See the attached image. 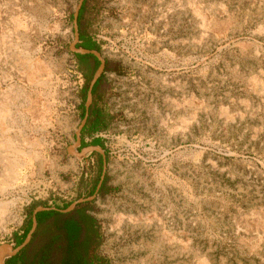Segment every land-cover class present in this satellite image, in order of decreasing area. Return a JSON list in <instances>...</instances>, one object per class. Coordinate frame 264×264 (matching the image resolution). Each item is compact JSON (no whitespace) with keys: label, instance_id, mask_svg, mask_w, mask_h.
I'll use <instances>...</instances> for the list:
<instances>
[{"label":"rangeland","instance_id":"obj_1","mask_svg":"<svg viewBox=\"0 0 264 264\" xmlns=\"http://www.w3.org/2000/svg\"><path fill=\"white\" fill-rule=\"evenodd\" d=\"M78 1L0 0L13 39L0 47V101L10 93L9 135L40 154L0 190L14 217L0 245L16 244L37 206L90 195L104 170L93 200L38 226L27 264L55 233L86 239L85 215L96 264H264V0H85L80 32L105 68L70 147L97 66L69 49ZM15 19L26 26L15 32ZM25 55L50 68L52 87L26 81ZM88 145L105 164L72 152Z\"/></svg>","mask_w":264,"mask_h":264},{"label":"bare ground","instance_id":"obj_2","mask_svg":"<svg viewBox=\"0 0 264 264\" xmlns=\"http://www.w3.org/2000/svg\"><path fill=\"white\" fill-rule=\"evenodd\" d=\"M197 8L196 12L199 15L203 25L209 26V24L213 20L207 19L206 15H202L203 11H200V9ZM26 24V21L23 23L22 20L17 19L16 21H13L12 29H14L16 32L21 27H25ZM12 41V35H10L9 32H0V47H5L6 43H12ZM21 59L24 60L27 66L22 75L26 78V81L28 83L37 85L44 84L49 88L52 87L53 84H55L53 82V74L46 64L41 63L39 60H35L30 55H25L24 57H21ZM9 94L10 93H6L5 95L2 94L4 96L3 101H0V190H5L7 187L17 184L19 180L22 179V175L18 167L20 164H25V162L23 161L24 158L40 157L39 151L36 150L35 146L32 148V151L29 148H25L26 146H28V144H31L29 141L20 139L18 137H11L9 135L12 128L10 126L12 124V104L11 100L8 97ZM72 152L76 155H79L76 150L72 149ZM30 162H32V158L28 160V163ZM10 203V201L0 198V227L2 228H5L6 221H13L14 218L10 214H6V210L8 209Z\"/></svg>","mask_w":264,"mask_h":264},{"label":"trees","instance_id":"obj_3","mask_svg":"<svg viewBox=\"0 0 264 264\" xmlns=\"http://www.w3.org/2000/svg\"><path fill=\"white\" fill-rule=\"evenodd\" d=\"M84 4H85V0L83 1L79 9L78 17H77V22H78V27H79V39L83 40L82 44L79 46L87 48V49L99 50L98 45L92 41L91 37L89 36L85 37L80 32V23H81L83 13H84ZM86 55L91 56L95 60L96 65L99 64V61L97 60L95 56H93L92 54H86ZM94 86L97 87V83ZM99 119L100 117L97 115L92 122L91 128L95 129L97 127V124L100 121ZM58 214L64 215L68 213H62L57 210H44V211L37 212L36 213V221H37L36 230L40 224H43L44 222H46L50 218L55 217V215H58ZM85 216L88 217L87 221L89 222V228L87 230L88 235L86 236V239L80 238V240L76 241V239H73L72 236L71 237L69 236L70 233L68 231H65L64 233L63 232L55 233L51 236H48L34 264H54L51 261L53 250L56 252L61 251L65 255L59 264H96L94 263L92 259L88 257L89 252L93 248V245L96 244V242H94V235L96 233V229L93 228V225H92L93 221H91L92 220L91 217L88 215H85ZM31 217L28 221V224L23 229L22 234L17 238L15 245L20 244L24 240L27 232L29 231L31 227V223H32ZM36 230L33 233L30 242L33 240L34 236L36 235ZM29 243L23 249H21L17 254L6 258L5 260L6 262H4V264H27L26 257H25V250H26V247L29 245ZM68 255H71V257L69 258Z\"/></svg>","mask_w":264,"mask_h":264},{"label":"water","instance_id":"obj_4","mask_svg":"<svg viewBox=\"0 0 264 264\" xmlns=\"http://www.w3.org/2000/svg\"><path fill=\"white\" fill-rule=\"evenodd\" d=\"M83 1L84 0H79L77 6L74 9V13H73L74 38H73L72 42L69 44V49H70V51L77 53V54H81V55L92 54L93 56H95L97 58V60L99 61V64L97 65V67H96V69H95V71H94V73H93V75L89 81L88 89L86 92L84 118L82 119L81 124L79 125V127L76 131L77 140L70 147H73L74 145L77 146L79 144V131H80L81 127L83 126V124L85 123L86 118H87L88 108H89V105L91 104V101H92V88H93V85L95 84V82L97 81V79L99 78V76L101 75V73L103 72L104 65H105V60L103 59L101 52L99 50L87 49L84 47L77 46V44L80 42L77 17H78V12H79V9H80ZM93 151H97V152L101 153L104 157L103 151L96 145H88L86 147H83L81 149V151L78 152V154L83 156L86 153L93 152ZM103 177H104V170L102 172L101 179ZM94 197H95V194L92 196H88V197H80V198L72 201L65 208H57L54 206H37L36 208H34V210L32 211V217H31V219H32L31 227H30L29 231L27 232L24 240L20 244L14 245V246L11 244H6V243L0 245V264H4L5 258L17 254L21 249H23L30 242L32 235L35 232L36 227H37V221H36V213L37 212L44 211V210H57V211L62 212V213H69L73 209H75L78 204L83 203L85 201L92 200Z\"/></svg>","mask_w":264,"mask_h":264},{"label":"flooded vegetation","instance_id":"obj_5","mask_svg":"<svg viewBox=\"0 0 264 264\" xmlns=\"http://www.w3.org/2000/svg\"><path fill=\"white\" fill-rule=\"evenodd\" d=\"M77 46H79V45H77ZM77 54V53H76ZM81 55V54H80ZM86 55V54H85ZM97 67V66H96ZM104 68H105V65H104ZM96 69V68H95ZM95 69H94V71H95ZM94 71H93V73H94ZM93 73H92V75H93ZM103 74H104V69H103V72L101 73V75L99 76V78L97 79V81L95 82V84L97 83V87H98V85L100 84V82H101V80H102V77H103ZM92 75H91V77H92ZM91 77H90V79H91ZM90 81V80H89ZM94 84V85H95ZM88 85H89V83H88ZM93 85V88H92V99H93V97L95 96V91H96V89H97V87H95ZM95 87V88H94ZM87 89H88V87H87ZM86 92H87V90H86ZM92 102V101H91ZM89 107H90V105H89ZM88 114H89V108H88ZM88 114H87V118H86V121H85V124H84V126H83V128H82V130H81V141H80V145L78 146V147H80L82 144H83V140H82V136H83V131L85 130V128L86 127H89V124H90V120H89V117H88ZM77 150V149H76ZM101 156V159H102V162H104V164H105V157H103V155L102 154H100ZM104 178V177H103ZM103 178L101 179V177H100V179H99V181H98V183L96 184V186L94 187V190L90 193V195H88V196H92V195H94L95 194V197H96V195H97V193H98V191L100 190V188H101V186H102V181H103ZM88 196H86V197H88ZM94 197V198H95ZM93 198V199H94ZM92 199V200H93ZM90 201V200H89ZM85 202H88V201H85ZM85 202H83V203H85ZM83 203H80V204H83ZM80 204H78L77 206H79ZM76 206V207H77ZM6 260V259H5ZM5 260H4V262H5Z\"/></svg>","mask_w":264,"mask_h":264}]
</instances>
